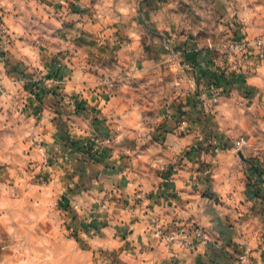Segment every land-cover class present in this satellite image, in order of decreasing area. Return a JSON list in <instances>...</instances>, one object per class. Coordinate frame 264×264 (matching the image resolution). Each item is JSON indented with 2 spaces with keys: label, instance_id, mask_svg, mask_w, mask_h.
<instances>
[{
  "label": "clouds",
  "instance_id": "9594fccd",
  "mask_svg": "<svg viewBox=\"0 0 264 264\" xmlns=\"http://www.w3.org/2000/svg\"><path fill=\"white\" fill-rule=\"evenodd\" d=\"M185 3L195 16L207 17L210 21L216 18L218 11L222 12L226 8L229 21L243 24L252 51L251 59L243 61L241 70L250 79L264 80V50L256 43V38L261 37L260 43L264 44V0H185ZM73 5L81 9L79 14L73 11ZM139 5L140 0H131V3L122 5H116V0H101L95 6L92 0H46L43 3L40 0H0V19L4 21L0 25V50L4 53L0 55V83L7 89L0 95V109H3L0 112V131L12 129L16 133L15 137L0 141V165L7 166L0 170V264H162L164 261L175 264V260L186 264L193 253L204 252L208 242H214L212 237L204 235L198 246L194 244L201 233L194 229L189 231L191 225L188 220L194 213L179 210L185 205L178 204L172 210L165 208L162 211L161 207L148 199L147 193L153 190L149 183L150 176L133 172L129 176L128 188L123 190H101L99 185L90 182L92 178H82L85 165L80 163V157L75 152L66 150L54 131L61 120L67 119L64 115L57 117L47 107L42 119L33 112L32 118L25 124L20 114L29 102L26 99L17 103L20 95L30 97V93L25 91L26 85H39L43 81L44 87L51 89L62 83L47 79L53 70L50 67L52 57L57 51L72 50L71 41L80 32L77 30L92 32L98 41L104 42L106 49L113 43H119L114 39L118 33L121 34V29L116 25L123 21L131 22V28L123 35L131 37L133 41L124 49L131 58L125 86H131L135 80L136 98L127 96L125 103L128 100L132 103L124 111L118 107L111 108L113 125L120 132L115 143H121L126 137L130 139L129 133L148 141L149 136L163 124L175 126V132L159 148L151 142L146 151H142L143 143H138L135 151L130 146L128 154L138 160L148 158V172L164 173L169 160H179L182 153L199 142L202 134H212L214 147L221 143L216 140L220 134L216 128L219 122H223L224 131L227 132L237 125L243 128L247 120L259 119L255 115L245 117L239 105L229 107L225 104L218 109L209 107L207 112L201 107L197 111L195 105L200 101L194 95L198 90L195 77L189 79L184 76L179 66L174 68L167 62L151 67L146 64L143 69L146 75L141 76L137 59L131 53H137L138 46L146 45L143 41L145 33L133 21V17L139 15V19L144 20L143 27L147 32L154 25L161 32L178 35L188 27L189 14H178L177 4L168 3L162 12H149L150 19H145L138 13ZM74 21H79L75 24V31L65 27L66 22ZM48 24L55 27L46 28ZM32 25L37 26L36 30H33ZM41 29L48 34L42 35ZM57 30L66 34L67 42L60 36L52 39V33ZM217 30L224 31L222 28ZM240 30L233 28V31ZM78 60V64H69L68 60H64L63 64L68 65L73 72H95L97 75L94 81L84 76L77 77L75 91L84 93V85H88L89 102L94 99L92 106L103 112L109 105L104 100L102 89H111L113 80L123 81L125 76L121 73L125 70L120 68L112 73L97 68L91 56L87 59L78 57ZM236 62L235 57L229 61ZM143 63H146L145 60ZM9 73L16 75L10 77ZM30 76L32 80L28 82ZM18 77L20 83L15 82ZM173 80L178 82L172 83ZM67 87L66 84L63 88L62 99L68 97ZM92 87H95L96 95L92 94ZM120 95L125 93L121 91ZM189 95L193 99L192 105L187 103ZM204 99L206 102L207 98ZM174 108H183L187 119L178 123L171 120ZM9 109L13 112L11 118L8 116ZM214 117L217 119L213 120ZM70 120L75 121L72 123L73 135L96 138L94 130L87 126L88 120L75 115ZM129 121L132 123L129 124ZM260 126L264 127V124ZM234 143L235 146L229 152H215V158L197 156L198 162L204 164L203 174L208 180L206 188L209 195L221 200L222 207L214 200L202 201L192 194L193 183L188 177L192 175L193 169L187 170V174L182 177L184 183L178 188L185 190V201H194L187 208L195 209L202 227H210L208 222L217 216H231L234 223L243 225L240 234L244 238L239 242L247 246V251L240 260L242 264H251L253 256L259 261L260 253L259 250L253 251L256 243L249 241L251 223L244 225L240 219L249 205L245 196L244 165L237 153H244L246 158L248 153L264 151V138L257 144L255 139L236 137ZM166 146L169 147L168 151H165ZM198 177L197 173V185ZM30 183L44 186L40 190L43 199L39 204L35 203L38 198L28 195L32 190ZM129 195L132 197L130 203L126 199ZM209 204L215 209V215L208 213ZM153 208L154 211L151 210ZM164 212H170V215ZM169 231L170 235H163ZM261 234L264 235V230Z\"/></svg>",
  "mask_w": 264,
  "mask_h": 264
},
{
  "label": "crops",
  "instance_id": "0c3cea01",
  "mask_svg": "<svg viewBox=\"0 0 264 264\" xmlns=\"http://www.w3.org/2000/svg\"><path fill=\"white\" fill-rule=\"evenodd\" d=\"M40 2H46V0H40ZM101 0H92L93 6L96 3H100ZM131 0H116V5L129 4ZM172 3V0H140V5L138 8V13L145 16V19L149 18V12L153 14H159L163 11L166 4ZM15 8V6H14ZM75 13L79 14L81 9L77 8L75 5L72 6ZM221 17L225 16L229 21L227 15V9L224 8L222 12L218 13ZM117 15H119L117 13ZM16 17H12L15 19ZM36 19V17H33ZM133 21L144 31L145 35L143 38L145 46H138L137 53H131V55L137 59V67L141 70V76L146 75L143 72L146 64L148 67L153 65L162 64L164 62L170 63L174 68L179 66L183 69V75L187 76L189 79L195 77L197 90L194 94L195 97L200 101L198 105H195L197 111L199 108L203 107L205 112L208 111L207 100L205 102V97L210 99L211 95L215 90L221 91L223 96H229L228 99L221 102L218 108L227 104L229 107L235 106L234 104L241 102L240 108L244 113L245 117H250V114L255 115L259 119L254 120V127L258 129L256 131L261 132L256 136H250L249 129L241 128L239 125L235 129L224 131L223 122L216 124V128L219 131V136L216 140L221 141L224 152L231 151V147L235 146L234 138L243 136V139L252 140L255 139L257 144L261 143L262 138H264V80L260 78L250 79L248 78L242 70L232 72L231 69H225V58L219 53L220 49L218 45L213 48V45L201 47H195L196 42L193 36L189 34H181L174 36V43L169 46L165 41L164 37L166 35H174L168 32H161L160 29L152 26V30L147 32L144 29V20L137 17H133ZM3 19H0V25L3 24ZM79 21H74L72 23H65V27L75 31V24ZM95 23V21H93ZM33 30H36L37 26L32 25ZM46 28L53 29L54 25H45ZM116 27L121 29V34H117L114 38L119 41V43H113L111 47L105 49L104 42L102 40L98 41L97 38L89 31H80L78 35L71 41L72 50L68 51H57L52 57V63L50 67L53 69L47 76L49 80H59L62 83L56 85L51 89H47L43 85V81L39 85L28 84L25 87V91L30 93V97H25L20 95L17 103H22L26 99L29 101L25 104L23 111H20L22 117H24V123L27 124L32 118L33 112L35 115L40 116L42 119V114L47 110L55 112V116L60 117L64 115L67 119L61 120L59 125H56L54 131L56 136L59 138V142L65 145V148L69 152H75V154L80 157V163L85 165L82 170V178L90 177L91 183L93 185H99L101 190L104 189H127L129 176L136 172V175L143 174L144 176H150L149 181L152 191L147 193L148 199L153 202L157 207H161L163 211L165 208L172 210L176 205H185V208L179 209L180 211L189 210L194 214L189 218L188 224L196 225L202 227L201 223L197 220V215L195 214V209H188L187 205L194 203L193 200L185 201L184 192L182 188H178V185L183 184V176L187 174L188 169H193L192 175L188 177L193 183V193L200 198V200H214L216 204L221 207L223 203L218 198L209 195L206 188L208 180L204 178L203 169L204 164L198 162L197 156L203 157L205 155L213 156L215 158L213 151V137L209 133L207 136L201 135V138L197 144L190 147L187 151L181 154L179 160L176 158H171L168 162L167 170L164 173L159 172H148L147 157L144 160H138L133 155L128 154V150L131 146V150L135 151V147L138 143H143L144 148L142 151H146L150 143L156 148H159L163 143H166L170 138L171 134L175 132V126L172 124L165 123L161 127L157 128L148 138V141H144L139 137H135L132 133H129V138H125L119 144L115 143L116 136L120 135L118 129L113 125L114 121L111 119L112 107H118L120 111H124L128 104L132 103L128 100L125 103L127 96L136 98V84L135 80L131 86H125L127 84V70L129 68L130 57L126 55L124 49L127 45L133 43L131 37L124 36V32L131 28V22L124 23L121 21ZM0 31L1 28H0ZM42 35H47L41 29ZM60 36L67 42L66 34L61 33L59 30L52 33V39H56ZM53 47H60V45H52ZM0 49H2V44H0ZM46 51V49H44ZM0 55H4L2 50H0ZM137 55V57H136ZM92 57V63L97 68L104 69L105 71H111L115 73L117 69H124L125 71L121 73L125 76L123 81L117 79L113 80L111 89L104 88V100L108 103L109 107L104 109L103 112L98 107H93L92 104L95 103L93 99L89 102V86L84 85L85 92L80 93L75 91L77 86V77L84 76L87 77L89 81H94L96 79L97 73L95 72H84L79 71L73 72L68 65L63 64L64 60H68L69 64H78V57L88 58ZM145 60L146 63H143ZM15 71V70H14ZM16 73H9V76H14ZM217 76H222V81L220 85H214L213 82L217 80ZM28 82H31L32 77H28ZM71 81V83H69ZM20 83L21 79L18 77L15 81ZM177 80H173L172 83H177ZM3 84V83H2ZM68 85V97L62 99L61 93L63 88ZM107 87V85H105ZM215 89V90H214ZM243 90V91H241ZM7 91L3 85V92ZM123 91L125 95H120ZM93 95H96L95 87L91 88ZM111 93L109 98H106L107 93ZM57 103L53 104L52 102ZM187 103L189 105L193 104L192 96L189 95L187 98ZM67 105V107H65ZM3 112V109H0ZM13 112L11 109L8 111V116L11 118ZM75 115L77 118L80 116L87 121L88 125L94 130V135L100 138H107L110 140V144L106 147H100L96 138L93 139L92 136H87L81 138L79 136L73 135L72 123L75 121L70 120V117ZM208 115H211L208 112ZM93 116L96 117L93 119ZM147 114H145V119H147ZM170 119L176 121L177 123L181 120L187 119L186 111L183 108H174ZM217 118L214 117L213 120ZM55 124V120L52 121ZM132 121H129L131 124ZM197 123H200L199 121ZM19 124V121H17ZM246 125V122L244 123ZM66 129H68L66 131ZM16 133L12 129H4L0 131V141L6 140L8 137H15ZM248 137V138H247ZM250 137V138H249ZM242 138V137H241ZM146 139V137H145ZM149 143V144H148ZM169 147H165V151H168ZM163 156V153L160 154ZM244 165V178H245V196L248 201V207L246 211L241 215L240 219L243 221L244 225L251 223L252 227L249 232V241L255 242L256 247L253 251L259 250L260 259L259 261L253 256L251 258V264H264V235L261 231L264 230V151L248 153L245 158L244 153H237ZM171 157V153H169ZM187 162V163H185ZM7 166L0 165V170L6 168ZM138 170V171H136ZM197 173L199 174V184H195L197 178ZM121 176L123 178L121 179ZM161 181L163 184L161 185ZM2 182V181H0ZM31 192L28 193L29 197L38 198L35 199V203L39 204L43 199L41 194V189L43 185L30 183ZM159 193V195H158ZM111 195V191H109ZM131 195L126 197L127 201L131 202ZM142 203V201H140ZM243 204V202H242ZM198 207V205H197ZM151 210H155L154 208ZM209 214L215 215V209L211 207V204L207 206ZM165 215H170V212H164ZM151 222V221H149ZM178 223L180 221H177ZM210 227H202L206 230L208 236L212 237L214 242L209 241L206 250L202 253H193L192 258L186 262V264H242L240 257H242L247 251V246H242L239 242L244 237L240 234V228L243 225H238L233 222V217H216L210 220ZM127 239V236L124 237ZM198 246V245H197ZM150 251H155V249H149ZM162 264H168L167 261L162 262ZM175 264H182L181 261L175 260Z\"/></svg>",
  "mask_w": 264,
  "mask_h": 264
},
{
  "label": "rangeland",
  "instance_id": "374dc122",
  "mask_svg": "<svg viewBox=\"0 0 264 264\" xmlns=\"http://www.w3.org/2000/svg\"><path fill=\"white\" fill-rule=\"evenodd\" d=\"M214 2V0H213ZM172 3L177 4V9H179L178 14H189L187 15V21H188V27L185 30L181 31V34H189L193 36L195 39L196 48L201 47V45L198 44H204V46H210V44L213 45V48L218 45V48L220 49L219 53L222 57L225 58V69L229 68L234 71H238L242 69L243 63L238 61L239 56H241L242 51L239 49H236V47L233 45L236 42L248 41V37L245 35L243 28V24L235 23V20L226 22L225 16H220L218 13H216V18L213 20H209L207 17L203 16H195V14L192 12L191 8L187 3H185V0H179L177 3V0H172ZM211 4H209V7ZM207 10V9H205ZM240 28V31H233V28ZM222 28L224 31L220 32L217 29ZM175 35H166L164 39L165 41L171 46L175 39ZM261 41V37L256 38V43ZM250 45L247 46L248 49V56L249 59H251L250 53L252 51V45L251 42ZM262 50H264V46H260ZM232 57L236 58V63H229L230 59ZM241 58V57H240ZM239 58V59H240ZM234 70V71H233ZM220 85V84H219ZM199 90V89H198ZM215 90V89H214ZM218 93H220L221 96H219L218 101H213V94L211 95L210 99H207V106L212 107L213 109H218V106L221 104L222 101L228 99L231 97L229 96H223L221 91L217 90ZM236 107L237 105H241V102L239 100L236 104H234ZM253 116L252 113L250 114V117ZM245 129H249L247 132H249L250 136L260 134L261 132L256 131L258 129H255L254 127V120H247L246 125H244ZM244 138L243 136H240V138ZM248 138V137H247ZM250 138V137H249ZM247 140V139H246ZM224 150V149H223ZM214 151V150H213ZM37 179H39V176H37ZM41 185V184H39Z\"/></svg>",
  "mask_w": 264,
  "mask_h": 264
},
{
  "label": "built area",
  "instance_id": "2783aa9c",
  "mask_svg": "<svg viewBox=\"0 0 264 264\" xmlns=\"http://www.w3.org/2000/svg\"><path fill=\"white\" fill-rule=\"evenodd\" d=\"M1 30H2V28H1ZM250 43V42H249ZM248 42H245V41H240V42H236V43H234L233 45L236 47V49H239L240 51H242V54H241V56H239V58H238V61L239 62H241V63H243V61L245 60V59H249V56L247 55L248 54V49H247V46H249L250 44H249ZM259 43V45L260 46H264V44H261L260 43V41L258 42ZM246 62V61H245ZM0 90H2V91H0V93H2L3 92V84L2 83H0ZM111 96V93L109 92V93H107V96H106V98H109ZM219 96H221L220 95V93H218V91L217 90H215L214 91V93H213V101L214 102H217L218 101V98H219ZM207 108H209V107H207ZM96 142H98V144L100 145V147H106L107 145H109L110 144V140L109 139H107V138H100V137H97L96 138ZM214 144V143H213ZM213 150L215 151V152H217V151H223V147H222V145L219 143V144H217L214 148H213ZM195 230V231H197V232H200L201 233V235L198 237V238H196L195 240H194V244H196V245H198L202 240H203V236L205 235V236H208V234H207V232H206V230L204 229V228H202V227H200V226H196V225H191V228L189 229V231H191V230ZM178 231H182V230H178ZM171 234V232L169 231V232H164L163 233V235H170ZM184 243H187V242H184ZM189 247H191V245H189Z\"/></svg>",
  "mask_w": 264,
  "mask_h": 264
},
{
  "label": "trees",
  "instance_id": "16d2710c",
  "mask_svg": "<svg viewBox=\"0 0 264 264\" xmlns=\"http://www.w3.org/2000/svg\"><path fill=\"white\" fill-rule=\"evenodd\" d=\"M221 81H222V76L220 77V76H217V80L215 81V82H213L214 83V85H219V83H221Z\"/></svg>",
  "mask_w": 264,
  "mask_h": 264
}]
</instances>
